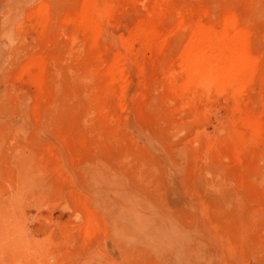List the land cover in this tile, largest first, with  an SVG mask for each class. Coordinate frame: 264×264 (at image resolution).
I'll return each mask as SVG.
<instances>
[{
  "label": "rangeland",
  "instance_id": "1",
  "mask_svg": "<svg viewBox=\"0 0 264 264\" xmlns=\"http://www.w3.org/2000/svg\"><path fill=\"white\" fill-rule=\"evenodd\" d=\"M0 264H264V0H0Z\"/></svg>",
  "mask_w": 264,
  "mask_h": 264
},
{
  "label": "bare ground",
  "instance_id": "2",
  "mask_svg": "<svg viewBox=\"0 0 264 264\" xmlns=\"http://www.w3.org/2000/svg\"><path fill=\"white\" fill-rule=\"evenodd\" d=\"M227 26H229V25H227ZM225 31V30H224ZM220 32V31H219ZM226 32V31H225ZM225 32H222V33H225ZM217 34H218V32H217ZM226 34V33H225ZM224 35V34H223ZM235 35V34H234ZM237 35V34H236ZM216 36V35H215ZM220 36V35H219ZM219 37H217V39H218ZM225 38V37H224ZM237 38V37H236ZM217 39H216V42H217ZM222 39V38H221ZM220 40V39H219ZM227 42H229V41H227ZM226 42V43H227ZM234 42V41H233ZM217 44H222V42L220 43V41H219V43H217ZM230 44H231V42H230ZM217 46V45H216ZM219 46V45H218ZM217 46V47H218ZM221 46V45H220ZM232 46H235L234 44L232 45ZM231 47V46H230ZM236 47V46H235ZM235 47H233L232 49H234ZM212 48V47H211ZM224 48H227V47H225L224 46ZM229 48V47H228ZM221 49V48H220ZM222 50V49H221ZM226 50V49H225ZM235 50V49H234ZM221 52V51H220ZM239 52V51H238ZM235 53V52H234ZM207 54V53H206ZM238 54V53H237ZM229 55V54H228ZM198 56V55H197ZM205 57V56H204ZM194 58H195V56H194ZM223 58V57H222ZM224 59V58H223ZM221 60L220 62H221V65L226 69V73H228L227 72V70H230L231 71V73H230V75L232 74V72H234L235 71V69H236V66H239V64L240 65H242L241 64V62H242V60L240 61L239 59H236V57H235V54L233 55H229V57L227 58V59H225V60ZM199 59L197 58V61L196 62H199L198 61ZM239 60V61H238ZM203 61V60H202ZM194 62V61H193ZM200 63V62H199ZM202 63V62H201ZM186 64V63H185ZM194 64V63H193ZM199 65V64H198ZM218 65H220V64H218ZM217 65V66H218ZM202 67L203 66H201V71L202 72H204V70L202 69ZM214 71V70H213ZM229 71V72H230ZM236 71H237V69H236ZM220 72H222L221 70H220ZM219 72V73H220ZM238 73V72H237ZM237 73H236V75H237ZM234 74V73H233ZM207 75V74H206ZM220 75L221 74H219V76L218 77H220ZM227 75V74H226ZM226 75H224L225 76V78L224 79H226ZM236 75H233V76H235V78H236ZM217 76V75H216ZM223 76V75H222ZM228 76V75H227ZM230 77V76H229ZM205 78V77H204ZM223 78V77H222ZM233 79V78H232ZM221 82H222V79L220 80ZM224 81H229V80H224ZM234 81V80H233ZM227 82H226V84H227ZM229 83V82H228ZM202 86V85H201Z\"/></svg>",
  "mask_w": 264,
  "mask_h": 264
}]
</instances>
